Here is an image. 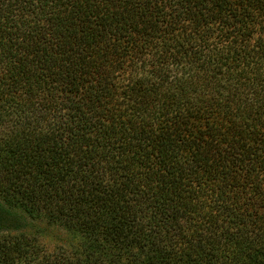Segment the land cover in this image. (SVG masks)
Returning a JSON list of instances; mask_svg holds the SVG:
<instances>
[{
  "label": "trees",
  "instance_id": "1",
  "mask_svg": "<svg viewBox=\"0 0 264 264\" xmlns=\"http://www.w3.org/2000/svg\"><path fill=\"white\" fill-rule=\"evenodd\" d=\"M0 264H264V0H0Z\"/></svg>",
  "mask_w": 264,
  "mask_h": 264
},
{
  "label": "rangeland",
  "instance_id": "2",
  "mask_svg": "<svg viewBox=\"0 0 264 264\" xmlns=\"http://www.w3.org/2000/svg\"><path fill=\"white\" fill-rule=\"evenodd\" d=\"M17 225V224H16ZM32 229L41 232V241L48 249H54L65 243L67 235L62 229L51 227L40 221H33L28 223L26 231H33ZM23 230V229H22Z\"/></svg>",
  "mask_w": 264,
  "mask_h": 264
}]
</instances>
